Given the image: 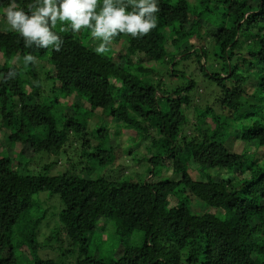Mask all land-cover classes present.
<instances>
[{"label":"trees","instance_id":"16d2710c","mask_svg":"<svg viewBox=\"0 0 264 264\" xmlns=\"http://www.w3.org/2000/svg\"><path fill=\"white\" fill-rule=\"evenodd\" d=\"M9 2L0 132L33 156L0 147V264H264V0H158L157 26L102 56L68 21L52 29L59 52L26 48ZM123 129L131 140L114 142ZM126 151L145 178L115 175ZM42 155L54 160L37 167ZM111 227L142 240L99 256L92 237Z\"/></svg>","mask_w":264,"mask_h":264},{"label":"clouds","instance_id":"9594fccd","mask_svg":"<svg viewBox=\"0 0 264 264\" xmlns=\"http://www.w3.org/2000/svg\"><path fill=\"white\" fill-rule=\"evenodd\" d=\"M98 9V0H39L26 12L10 0L3 10L6 23L17 32L26 48L35 45L47 49L51 46L59 52L64 43L60 35L52 29L57 21L70 22L71 31L90 30V35L98 41L97 55H104L114 36L125 33L133 38L143 37L157 26L158 0H103ZM130 9V10H129ZM64 29L61 28V31ZM35 57L29 53L25 63H33ZM9 77L15 75L9 72Z\"/></svg>","mask_w":264,"mask_h":264},{"label":"rangeland","instance_id":"374dc122","mask_svg":"<svg viewBox=\"0 0 264 264\" xmlns=\"http://www.w3.org/2000/svg\"><path fill=\"white\" fill-rule=\"evenodd\" d=\"M90 40L91 42L95 43V45H97L98 41H96L93 37L90 36ZM149 64H158L156 62H145V65H149ZM96 117H99V114H97ZM134 132L129 131V130H125L123 129L120 133L118 132V130H113L112 131V140L115 142L117 140L122 141L123 143H128L131 140V137H133ZM7 137H8V131H1L0 132V147L4 146V141L7 142ZM148 145V144H147ZM7 146H8V150L10 153L17 155V153H20L19 151H21V153H24L23 155H28V156H33V152L32 150L28 147V146H17V148L15 149L14 146H10L7 142ZM233 148H236V146H233ZM260 154H264V148H262L259 151ZM126 156L123 157V161L120 160L122 162V168L120 171H117V173L115 175L117 176H122V175H132L134 177H141L145 178L147 176V169H146V163H142L141 161L137 162L135 160L136 155H133L132 153H130L129 151H126ZM54 160L53 156H48V155H42V156H38L34 161L33 164H35L37 167L38 166H43L45 163L47 162H51ZM61 161H63L62 159H59ZM15 166H18V162L17 160L14 162ZM64 164V163H63ZM117 165V164H116ZM192 165V164H191ZM116 168V166H114ZM116 170V169H115ZM193 172V176L196 179H206L209 178L210 175L208 174V172L203 169V168H198L197 169H192ZM161 175H166V172H160ZM175 176V175H174ZM47 198H51L48 205L53 208H59L60 204H61V199L59 198L58 195H51L50 193L46 192L44 193ZM53 221V220H51ZM104 223V222H103ZM103 225H101L100 227H102ZM109 224L106 225L107 229L109 230ZM104 227V226H103ZM112 230L110 231H105V229L103 230L102 228H100L99 230H97L96 235H94L92 237L91 240V246L92 249L97 253V255L99 256H109V255H117V253L124 248L125 244L127 245H131V246H135L137 244H139L142 240V234L138 231H133L132 234H130L129 237H119V235L116 234V231L114 229V227H111ZM99 234V235H98ZM26 236V235H25ZM126 238V239H125ZM123 239V240H122ZM58 243H55V245H60ZM46 251L49 250L48 248L45 249ZM42 252V251H40ZM43 253V252H42ZM71 260H73V257H69V260L67 261L66 264H71Z\"/></svg>","mask_w":264,"mask_h":264}]
</instances>
